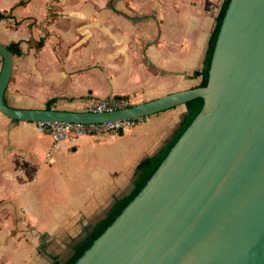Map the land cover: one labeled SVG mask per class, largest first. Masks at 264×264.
I'll return each mask as SVG.
<instances>
[{"label": "crops", "instance_id": "1", "mask_svg": "<svg viewBox=\"0 0 264 264\" xmlns=\"http://www.w3.org/2000/svg\"><path fill=\"white\" fill-rule=\"evenodd\" d=\"M224 1L0 0L8 16L0 43L20 51L11 53L6 103L81 111L90 99L139 104L200 87L196 73ZM2 66L0 56V74ZM186 111L180 105L122 135L56 147L36 123L0 112V264H51L44 241L71 227L86 239L87 227L133 192L138 165L174 139Z\"/></svg>", "mask_w": 264, "mask_h": 264}, {"label": "water", "instance_id": "2", "mask_svg": "<svg viewBox=\"0 0 264 264\" xmlns=\"http://www.w3.org/2000/svg\"><path fill=\"white\" fill-rule=\"evenodd\" d=\"M0 56V112L16 121L105 123L204 100L145 186L74 264H264V0H230L207 86L109 112L9 107L13 56L2 43Z\"/></svg>", "mask_w": 264, "mask_h": 264}, {"label": "trees", "instance_id": "3", "mask_svg": "<svg viewBox=\"0 0 264 264\" xmlns=\"http://www.w3.org/2000/svg\"><path fill=\"white\" fill-rule=\"evenodd\" d=\"M229 2L230 0L224 1L220 14L217 18L216 26L210 38V43H209V47H208V51H207V55H206V59L204 63V68L202 72L196 73V75L201 74L203 77L200 87H205L208 84L209 70H210L211 60H212V56H213L214 49H215V44H216L217 37L220 32V28H221L225 13L228 8ZM7 17L8 16L6 14L0 12L1 19L7 18ZM8 49L11 53L18 54L20 52L18 46H10ZM51 105L52 104L48 106V109L51 108ZM203 106H204V100L202 98L193 99L186 104L187 111L182 117L180 127L178 131L176 132L174 139L169 144L164 146L160 150L159 153H157L154 156L145 158L138 165L137 177L135 180V188L133 192L129 196H126L120 200H117L116 204L110 210V212L108 213L107 217L104 220H102L100 223L96 224L95 226L87 227L88 237L84 239L83 241L76 243L73 246V253L68 259L63 261V260L56 258L54 264H74L84 254V252L94 243V241L104 233V231L115 221V219L122 213L125 207L133 200V198L145 186L147 181L152 177V175L158 169L162 161L166 158L171 148L175 145V143L178 141L181 135L185 132L188 126L192 123L195 117L199 114Z\"/></svg>", "mask_w": 264, "mask_h": 264}, {"label": "built area", "instance_id": "4", "mask_svg": "<svg viewBox=\"0 0 264 264\" xmlns=\"http://www.w3.org/2000/svg\"><path fill=\"white\" fill-rule=\"evenodd\" d=\"M134 105L131 96L111 97L104 100L90 99L85 103L84 110L87 112H109L127 108ZM144 118L125 119L105 123H67V122H36L37 130L41 134H48L53 141L54 147L63 141L76 142L83 136H119L141 125Z\"/></svg>", "mask_w": 264, "mask_h": 264}, {"label": "rangeland", "instance_id": "5", "mask_svg": "<svg viewBox=\"0 0 264 264\" xmlns=\"http://www.w3.org/2000/svg\"><path fill=\"white\" fill-rule=\"evenodd\" d=\"M80 230L81 227L79 226H77L76 229L71 227L68 232H62L60 235L54 236V240L44 241V259L46 261L49 260L51 264H54L53 258L56 256H59L61 258L59 259L63 261L68 259L73 252V246L79 242V238L81 237ZM81 231L83 232L85 230ZM46 254L49 255L46 256Z\"/></svg>", "mask_w": 264, "mask_h": 264}]
</instances>
